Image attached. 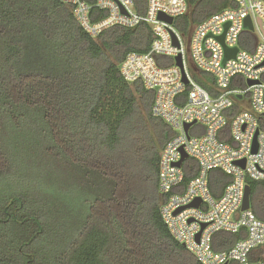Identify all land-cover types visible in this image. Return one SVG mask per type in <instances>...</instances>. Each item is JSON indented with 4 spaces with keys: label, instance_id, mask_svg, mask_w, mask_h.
Returning <instances> with one entry per match:
<instances>
[{
    "label": "trees",
    "instance_id": "obj_1",
    "mask_svg": "<svg viewBox=\"0 0 264 264\" xmlns=\"http://www.w3.org/2000/svg\"><path fill=\"white\" fill-rule=\"evenodd\" d=\"M84 1L92 22L107 15ZM187 2L176 18L186 35L237 4ZM135 3L144 13L147 0ZM74 10L63 0H0V264H203L161 214V152L175 131L153 114L155 91L121 72L129 52L150 50L151 26L93 36ZM195 78L213 92L212 74ZM233 109H251L249 100ZM258 120L264 130V112ZM191 165L186 182L196 174ZM209 178L221 196L230 176L213 169ZM248 182L264 219V181ZM245 236L219 231L213 244L229 249Z\"/></svg>",
    "mask_w": 264,
    "mask_h": 264
},
{
    "label": "built area",
    "instance_id": "obj_2",
    "mask_svg": "<svg viewBox=\"0 0 264 264\" xmlns=\"http://www.w3.org/2000/svg\"><path fill=\"white\" fill-rule=\"evenodd\" d=\"M63 1L75 6L77 18L93 36L115 25L146 22L152 28L150 50L129 52L121 72L127 81L142 80L155 91L153 114L175 131L161 152L158 182L166 196L161 214L173 236L203 264H264V219L253 210L251 194L250 207L242 209L248 179L264 181V130L258 120L264 112V0H236V6L212 14L188 35L176 25V18L189 11L187 0H147L144 13L135 0H96L107 11L96 22L84 0ZM247 18L252 28L246 26ZM158 56L171 64L159 63ZM200 72L212 74L213 92L197 82ZM238 99L249 100L251 109L234 112ZM188 159L196 174L186 182L192 167L185 163ZM213 169L230 176L219 197L210 186ZM241 229L246 236L231 248L214 247L215 233Z\"/></svg>",
    "mask_w": 264,
    "mask_h": 264
},
{
    "label": "water",
    "instance_id": "obj_3",
    "mask_svg": "<svg viewBox=\"0 0 264 264\" xmlns=\"http://www.w3.org/2000/svg\"><path fill=\"white\" fill-rule=\"evenodd\" d=\"M160 17L168 20L169 22H172L173 21V18L172 17H165L163 15H160ZM246 26L249 27V28H252V23H251L250 18H247L246 19ZM223 37H224V34L220 37L221 40H223ZM236 50H237V47L234 48V51H236ZM230 54H231V50L227 49L226 55L229 56ZM177 63L180 66H182V62H181V57L180 56L177 57ZM249 83L252 84L253 81L250 80ZM187 128H188V125H187ZM181 161H179L177 163V165H180L181 164ZM242 164L244 166V162ZM250 194H251V188H250L249 185H247V187H246V194H245V200H244V204H243L242 209H248L250 207ZM193 204L198 205L199 203L197 202V203H193Z\"/></svg>",
    "mask_w": 264,
    "mask_h": 264
}]
</instances>
